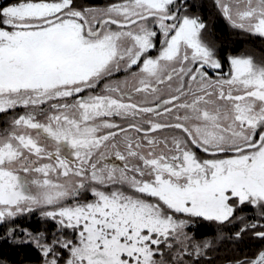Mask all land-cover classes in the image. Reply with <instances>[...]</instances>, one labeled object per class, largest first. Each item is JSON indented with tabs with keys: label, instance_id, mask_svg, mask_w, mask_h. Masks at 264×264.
<instances>
[{
	"label": "snow or ice",
	"instance_id": "obj_1",
	"mask_svg": "<svg viewBox=\"0 0 264 264\" xmlns=\"http://www.w3.org/2000/svg\"><path fill=\"white\" fill-rule=\"evenodd\" d=\"M213 3L232 28L264 38V0ZM189 7L0 5V113H12L0 132V223L36 210L54 222L11 233L34 242L42 264H186L213 247L186 231L199 221H240L236 240L264 241V224L238 214L264 220V65L229 56V71H215L207 25ZM121 70L129 76L106 79ZM232 264H264V247Z\"/></svg>",
	"mask_w": 264,
	"mask_h": 264
},
{
	"label": "trees",
	"instance_id": "obj_2",
	"mask_svg": "<svg viewBox=\"0 0 264 264\" xmlns=\"http://www.w3.org/2000/svg\"><path fill=\"white\" fill-rule=\"evenodd\" d=\"M85 4L96 5L104 4L110 0H83ZM12 2L6 0L2 6ZM191 7L188 8L190 14H196L207 25L202 33L204 42L214 49L217 58L221 61L223 67L221 71L227 73L229 71V56L244 55L251 57L255 63L264 64V38L250 35L239 29H234L230 24L223 19L215 7L213 0H189ZM106 4V3H105ZM161 39V37H160ZM159 47V44H158ZM152 54H157L156 50ZM135 69V66H134ZM123 71V70H122ZM210 75H215V71L208 69ZM121 72V71H120ZM120 72H115L108 80L121 79L123 76ZM129 72L124 71V75ZM105 81L98 85L97 91L102 88ZM200 157L208 158L206 154L196 150ZM116 163H119L116 161ZM89 198H91L89 196ZM71 201H68L70 203ZM240 216L255 218L259 224H264V220L256 216V210L245 208L243 212L238 213ZM179 215V214H178ZM181 216L180 218H182ZM185 218V217H183ZM39 212L35 211L31 214H25L16 217L14 220H8L0 224V258H7L16 263L39 262L42 261V256L32 246L28 244L25 236V243L21 244L19 238L13 234L16 231L31 232L36 234L43 231L45 228L49 232L56 230V225L52 221H45ZM242 226L240 221H235L232 224L219 226L214 222L199 221L188 229L192 233V237L197 242L212 241L213 247L206 250L205 254L200 257H185L186 264H232L234 259L243 256L245 253L251 255L256 250L264 247V241H259L252 238L251 234L245 235L242 239L236 240L234 233ZM264 230V229H259ZM230 237H232L230 239ZM34 243V242H33Z\"/></svg>",
	"mask_w": 264,
	"mask_h": 264
},
{
	"label": "rangeland",
	"instance_id": "obj_3",
	"mask_svg": "<svg viewBox=\"0 0 264 264\" xmlns=\"http://www.w3.org/2000/svg\"><path fill=\"white\" fill-rule=\"evenodd\" d=\"M109 2L110 1L105 2V3L108 4ZM77 3H78V5L83 6V7H89V6H93V7H103V6L106 5L105 3L103 5L102 4L88 5V4H85L83 0H77ZM8 4H6L5 6H7ZM162 39L163 38L161 36V40ZM209 46L211 47V45H209ZM238 56H240V55H238ZM254 63H255V61H254ZM256 64H258V65H264L262 63H256ZM133 70H136V69H133ZM120 74H122L121 76H123L120 80H123L124 78H126L127 76H129V74L125 76L124 75V71H122V70H121ZM17 111H19V112L22 113L24 110L23 109H18ZM11 116H12V113H9L7 115H5V114L0 115V132H3L9 126L8 125V121H10ZM66 203H68V201ZM36 211L40 213V210H36ZM43 225H45V221H43ZM186 231L188 232V229H186ZM188 233H189L190 236H192V233H190V232H188ZM197 242H199V241L197 240ZM0 264H42V261H39V262L16 263V262H14V261H12L10 259H7V258H0Z\"/></svg>",
	"mask_w": 264,
	"mask_h": 264
},
{
	"label": "flooded vegetation",
	"instance_id": "obj_4",
	"mask_svg": "<svg viewBox=\"0 0 264 264\" xmlns=\"http://www.w3.org/2000/svg\"><path fill=\"white\" fill-rule=\"evenodd\" d=\"M0 115H2V113H0ZM28 244L29 245H32L38 252H39V254L42 256V253L40 252V250L36 247V245H35V243H33V242H28ZM42 259H43V257H42Z\"/></svg>",
	"mask_w": 264,
	"mask_h": 264
},
{
	"label": "water",
	"instance_id": "obj_5",
	"mask_svg": "<svg viewBox=\"0 0 264 264\" xmlns=\"http://www.w3.org/2000/svg\"><path fill=\"white\" fill-rule=\"evenodd\" d=\"M6 0H0V5H3Z\"/></svg>",
	"mask_w": 264,
	"mask_h": 264
}]
</instances>
